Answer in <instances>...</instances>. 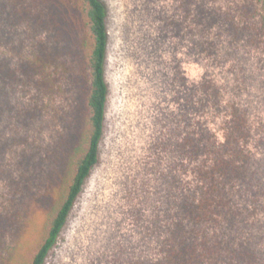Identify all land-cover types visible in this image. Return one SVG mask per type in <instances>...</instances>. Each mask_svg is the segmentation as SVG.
Masks as SVG:
<instances>
[{
  "label": "rangeland",
  "instance_id": "rangeland-1",
  "mask_svg": "<svg viewBox=\"0 0 264 264\" xmlns=\"http://www.w3.org/2000/svg\"><path fill=\"white\" fill-rule=\"evenodd\" d=\"M100 1L110 34L106 136L46 264L159 259L180 196L195 187L183 136L204 123L222 141L231 104L248 113L253 149L264 126V49L215 40L242 0ZM55 15L49 29L13 23L0 44V264L37 254L86 111L81 15ZM204 83L221 96H206ZM250 219L264 222V210ZM251 230L264 259V225Z\"/></svg>",
  "mask_w": 264,
  "mask_h": 264
},
{
  "label": "trees",
  "instance_id": "trees-1",
  "mask_svg": "<svg viewBox=\"0 0 264 264\" xmlns=\"http://www.w3.org/2000/svg\"><path fill=\"white\" fill-rule=\"evenodd\" d=\"M55 7L77 10L81 15L84 74L88 78L86 111L67 159L69 181L48 217L43 241L30 264L47 263L101 160L110 102V34L107 9L100 0H0V44L15 22L26 24L32 32L49 29L52 21H57ZM225 15L227 19L218 23L215 40L222 44L227 39L230 45L243 40L246 47L264 49V0H242ZM204 44L214 46L204 39L197 45ZM208 83L200 90L218 99L221 92ZM230 108L222 141L210 127L198 123L178 144L181 156L187 163L189 160L186 167L191 166L195 187L181 194L161 257L147 264H264L257 236L251 230L264 222L250 219L264 210V126L257 139L258 149H253L255 131L247 111L237 104Z\"/></svg>",
  "mask_w": 264,
  "mask_h": 264
}]
</instances>
